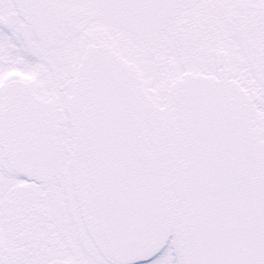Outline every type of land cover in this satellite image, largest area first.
<instances>
[{
    "label": "snow or ice",
    "instance_id": "6c2138e0",
    "mask_svg": "<svg viewBox=\"0 0 264 264\" xmlns=\"http://www.w3.org/2000/svg\"><path fill=\"white\" fill-rule=\"evenodd\" d=\"M0 264H264V0H0Z\"/></svg>",
    "mask_w": 264,
    "mask_h": 264
}]
</instances>
